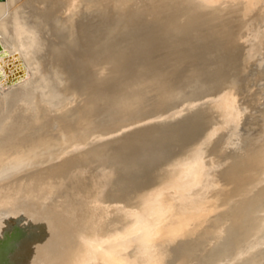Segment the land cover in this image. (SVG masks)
Returning <instances> with one entry per match:
<instances>
[{
    "label": "bare ground",
    "instance_id": "1",
    "mask_svg": "<svg viewBox=\"0 0 264 264\" xmlns=\"http://www.w3.org/2000/svg\"><path fill=\"white\" fill-rule=\"evenodd\" d=\"M0 47V264H264V0H0Z\"/></svg>",
    "mask_w": 264,
    "mask_h": 264
},
{
    "label": "water",
    "instance_id": "2",
    "mask_svg": "<svg viewBox=\"0 0 264 264\" xmlns=\"http://www.w3.org/2000/svg\"><path fill=\"white\" fill-rule=\"evenodd\" d=\"M0 59V81L3 80V82L11 84L17 82L26 75V70L19 63L15 55H5L4 57H0Z\"/></svg>",
    "mask_w": 264,
    "mask_h": 264
},
{
    "label": "rangeland",
    "instance_id": "3",
    "mask_svg": "<svg viewBox=\"0 0 264 264\" xmlns=\"http://www.w3.org/2000/svg\"><path fill=\"white\" fill-rule=\"evenodd\" d=\"M72 137H69L66 141L70 140L71 141ZM54 136L53 135H48V136H45L42 141L40 142L41 145H43V147L45 148H50L51 146H53L54 144ZM49 143V144H48ZM65 141L61 142L60 144L61 145H65ZM51 144V145H50ZM205 199V198H203ZM197 202V203H196ZM195 202V207L199 204L200 200L199 201H196ZM213 202V201H212ZM212 202L209 203V207H214V205H212ZM194 207V208H195ZM210 241V240H209ZM208 241V242H209ZM184 249V247L182 248ZM210 251H213V249L211 248ZM195 253L192 252V254L188 255L187 257H184L183 259H179V257L175 256L173 257L172 259H170L168 261L169 264H193V262H191V260L195 257ZM201 259V258H200ZM195 260V259H194Z\"/></svg>",
    "mask_w": 264,
    "mask_h": 264
}]
</instances>
